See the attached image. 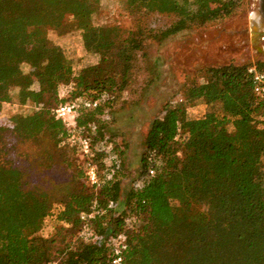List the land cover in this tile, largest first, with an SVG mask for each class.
Instances as JSON below:
<instances>
[{
	"label": "trees",
	"instance_id": "1",
	"mask_svg": "<svg viewBox=\"0 0 264 264\" xmlns=\"http://www.w3.org/2000/svg\"><path fill=\"white\" fill-rule=\"evenodd\" d=\"M127 1L144 15L177 16L155 32L160 38L227 16L238 4ZM99 2L0 0V105L16 86L21 101L36 108L31 114H15L9 124L0 122V264H112L107 239L119 234L125 236L121 264H264V98L254 94L248 72L251 64L264 72V61L206 68L185 99L166 103L146 134L141 171L126 198L129 213L117 214L125 145L109 133L108 125L115 102L133 83L147 29L95 24ZM213 3L216 10L209 8ZM66 16L75 19L86 50L100 57L79 72L46 34ZM24 63L32 70L25 72ZM34 79L38 89L32 88ZM77 96L102 98L97 107L81 110L76 124L93 144L111 143L117 158L108 165L98 153L100 186L90 184L79 167L82 185L56 201L49 190L29 184L25 171L6 157V134L38 139L47 131L57 148L74 150L82 165L67 140L64 121L55 115L57 105ZM197 98L219 104L220 113L188 117L187 105ZM92 210L89 226L100 242L81 235L85 221L80 213ZM53 213L65 226L51 237L37 234ZM143 216L148 221L136 229L134 223Z\"/></svg>",
	"mask_w": 264,
	"mask_h": 264
},
{
	"label": "rangeland",
	"instance_id": "2",
	"mask_svg": "<svg viewBox=\"0 0 264 264\" xmlns=\"http://www.w3.org/2000/svg\"><path fill=\"white\" fill-rule=\"evenodd\" d=\"M217 7L215 3L209 5L210 10ZM258 11L259 0H238L237 6L227 16L201 25H189L160 38L155 32L174 22L176 15L158 12L144 15L131 7L127 0H100L92 16L95 24L118 25L123 30H133L142 25L147 29L133 83L115 102L110 113L113 122L108 125L109 133L125 145V174L121 180L117 214L129 213L126 198L132 189L133 179L141 171L146 134L152 121L162 114L166 103L185 99L189 86L203 80L206 68L264 61V53L251 41V22L258 17ZM46 34L61 46L76 72L99 62L98 54L86 50L82 32L73 17L66 16L59 28H49ZM263 44L264 39L259 46L263 47ZM22 69L29 72L32 67L24 63ZM32 88H39L36 79ZM63 92L61 87L60 93ZM9 94L10 97L0 105V122L3 124L15 114H31L36 110L30 101H21L18 87L13 86ZM211 110L220 113L221 107L219 104L208 105L200 98L187 105L190 118L202 117ZM6 142V157L25 171V180L49 190L54 200L60 201L82 185L79 174L82 165H78L76 152L57 148L49 132L41 133L38 139H20L14 133H7ZM147 221L143 216L134 226L136 229L143 227ZM64 224L56 213L50 214L45 217V226L37 234L54 236ZM57 236L60 241V235Z\"/></svg>",
	"mask_w": 264,
	"mask_h": 264
},
{
	"label": "built area",
	"instance_id": "3",
	"mask_svg": "<svg viewBox=\"0 0 264 264\" xmlns=\"http://www.w3.org/2000/svg\"><path fill=\"white\" fill-rule=\"evenodd\" d=\"M248 72L252 77L253 92L255 95L264 98V72L259 70L255 64H251L248 67ZM102 99V98H101ZM101 99L88 98L84 96H77L69 101L61 103L55 109V115L65 123L67 132V140L71 146L80 154L82 160V167L86 174V177L90 184L100 186V177L98 173V165L95 160L98 153L104 154V161L110 165L116 160L117 154L113 150L111 143L101 141L96 144L91 142V139L83 135L76 124V116L81 110L97 107L101 103ZM109 115L107 114V117ZM9 122L5 124H9ZM154 173L153 169L149 171ZM115 203L111 202L110 206H114ZM95 205L93 206V208ZM95 210L90 212H81L80 217L85 221L81 235L84 238H93L94 241L100 242L101 236L94 235L90 229L89 222L94 216ZM109 245L113 247L112 264H121L122 251L125 247V236L119 234L117 236H110L107 239Z\"/></svg>",
	"mask_w": 264,
	"mask_h": 264
},
{
	"label": "water",
	"instance_id": "4",
	"mask_svg": "<svg viewBox=\"0 0 264 264\" xmlns=\"http://www.w3.org/2000/svg\"><path fill=\"white\" fill-rule=\"evenodd\" d=\"M257 15L258 17L251 22V41L256 49L264 53V44L263 47L259 46L260 41L264 39V0H259Z\"/></svg>",
	"mask_w": 264,
	"mask_h": 264
}]
</instances>
